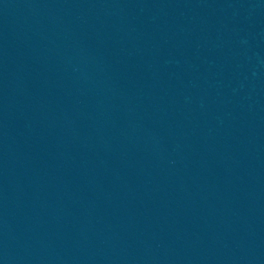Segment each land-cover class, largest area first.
Segmentation results:
<instances>
[{"label":"water","instance_id":"water-1","mask_svg":"<svg viewBox=\"0 0 264 264\" xmlns=\"http://www.w3.org/2000/svg\"><path fill=\"white\" fill-rule=\"evenodd\" d=\"M0 264H264V0H0Z\"/></svg>","mask_w":264,"mask_h":264}]
</instances>
